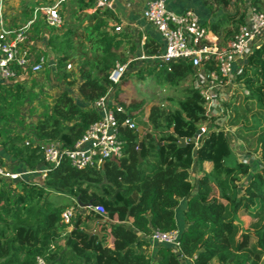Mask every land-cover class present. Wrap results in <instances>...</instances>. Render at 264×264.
<instances>
[{
	"label": "trees",
	"instance_id": "1",
	"mask_svg": "<svg viewBox=\"0 0 264 264\" xmlns=\"http://www.w3.org/2000/svg\"><path fill=\"white\" fill-rule=\"evenodd\" d=\"M94 1L77 0L76 7H91ZM202 1L217 16L205 26L217 36L219 48L227 47L244 24L246 0ZM254 1L264 12V0ZM60 13L63 25L51 29L47 47L65 90L53 100L51 113L37 120L31 138L16 135L3 145L26 171L46 168L47 174L41 183L0 177V264H37L38 258L46 264H264V41L248 55L221 115L207 114L189 61L174 63L171 71L143 64L135 75L143 83L149 79L179 89L189 84L179 107L168 110L146 99H120L126 76L114 85L110 75L118 64L132 70L139 61L131 35L117 31L120 25L110 10L79 13L75 8L72 25ZM142 50L150 56L162 47L148 38ZM213 70V62H207L206 71ZM7 89L10 97L26 96L23 85ZM109 89L123 156L99 169L74 168L66 157L58 166H47L45 146L73 149L100 120L94 104ZM205 126L206 133L192 143ZM236 140L260 167L235 158ZM87 204L102 206L105 213L82 208ZM68 208L74 209L72 225L62 220ZM155 230L178 231V251L165 244L151 251Z\"/></svg>",
	"mask_w": 264,
	"mask_h": 264
},
{
	"label": "built area",
	"instance_id": "2",
	"mask_svg": "<svg viewBox=\"0 0 264 264\" xmlns=\"http://www.w3.org/2000/svg\"><path fill=\"white\" fill-rule=\"evenodd\" d=\"M65 2L66 0H54L43 10L44 23L49 29L58 30L62 27L63 18L60 10ZM169 2L170 0H152L143 11V18L162 37L164 49L159 54L150 56L141 52L136 60L142 65L168 71H171L172 65L176 62L189 61L196 72V88L207 102V114L221 115L224 108L221 102L228 100L232 94L231 87L241 73L248 55L264 41V12L254 5V0H246L244 24L227 47L219 48L217 36L205 26L195 10L188 9L183 13H175L168 9ZM105 5L106 2L100 1L97 7L102 8ZM4 10V1L0 0V82L18 78L27 67H31L33 73L43 71L47 60L45 55H37L31 64L34 54L28 45V35L34 21L22 28L9 29L4 21ZM116 29L121 31L120 26ZM209 61L213 62L215 70L207 72L206 64ZM128 68V64H118L110 75L112 84L118 85L126 76ZM225 92H228V96L223 98L222 93ZM112 96L113 91L109 89L106 95L94 104L101 118L90 126L73 149L62 148L57 143L45 146L44 160L47 166H58L66 157L74 168L99 169L106 161L118 160L123 156L119 123L110 106L113 102ZM117 110L122 111V108L117 107ZM126 124L130 129L135 128L130 119L126 120ZM200 130L201 136L206 133L205 127ZM46 174V168L36 171H10L0 160V177L10 182L23 180L30 175H38L44 179ZM87 209H93L100 214L105 213L102 206L91 205ZM73 217L72 208L66 209L62 214L63 222L68 225H72ZM150 240L152 248L165 244L176 247L178 251L180 246L178 231L162 233L155 230ZM37 264L46 263L43 258H38Z\"/></svg>",
	"mask_w": 264,
	"mask_h": 264
},
{
	"label": "crops",
	"instance_id": "3",
	"mask_svg": "<svg viewBox=\"0 0 264 264\" xmlns=\"http://www.w3.org/2000/svg\"><path fill=\"white\" fill-rule=\"evenodd\" d=\"M100 1L106 2V5L102 8L97 7L98 2ZM151 1L152 0H95L94 5L91 7H76L77 0H75L73 1V4L75 3L74 9L77 8V11L79 13H92L100 9L110 10L114 14L118 24L121 27V30H124L131 35V39L136 45V54L138 56L141 52H143L142 48L145 44L146 39L148 38L156 40L161 44L162 50L164 49V42L162 37L143 18V11ZM168 9L175 13H183L188 9H193L199 14L201 21L204 24H210L217 19V16L204 6L202 0H170ZM6 18L7 11L4 18L5 24L7 25ZM51 32L52 31L49 28L47 32H36L32 28V30L29 31L28 35V45L31 47L34 54L31 64L36 60L35 57L37 55L42 54L46 56L47 60L43 71L39 73H33L31 71V67H27L20 73L18 78L10 81L0 82V97H5L4 101L0 104V116L3 117V120L0 122V158L3 160L4 166L10 171L24 172L26 170L24 169L25 165L18 163L5 151L3 147L4 142L9 137H13L16 135L31 138L33 136V129L37 120L44 115L51 113L53 100L65 90V84L61 82L54 74L55 58L53 53L47 47V41ZM140 64L141 62H138L137 64H135V66L137 65V68L140 69ZM135 66H133L132 70L135 68ZM48 67L52 68V74L53 76H55V79L52 82L44 78L45 74L43 73ZM33 75H36L35 77L39 76V79L36 80ZM22 85L25 87L26 95L29 86L35 87L38 92L41 93V100L36 99L38 100L37 105H33V107L29 108V110H27V105H25L26 103L24 102V98H26V96L23 99H18L10 97L7 94V91H10L7 88L12 90ZM71 92L74 96L79 98L78 88L71 89ZM31 113L34 114L35 119L32 129L29 131L28 125L30 122L28 119ZM140 140H142V138H140ZM35 176H27L25 180L28 182L33 181L32 183H41L43 180L41 177V180H31V177L35 178ZM184 202V200L180 202L181 212L177 215V221L180 223L183 221L182 216L179 215L183 214L182 211L185 207ZM82 208L84 207L82 206ZM151 251H154V248H152Z\"/></svg>",
	"mask_w": 264,
	"mask_h": 264
},
{
	"label": "rangeland",
	"instance_id": "4",
	"mask_svg": "<svg viewBox=\"0 0 264 264\" xmlns=\"http://www.w3.org/2000/svg\"><path fill=\"white\" fill-rule=\"evenodd\" d=\"M5 5V16L7 11V27L12 28H22L27 25H30L31 22V30L32 28L36 32H47L48 28L44 24V19L42 16L43 10L50 6L54 0H3ZM73 1L75 0H66V2L62 5L61 12H63L64 17L67 18L68 23L72 25L71 17L73 15V9L75 7V3L73 4ZM141 67H143L142 63L140 64ZM139 66V67H140ZM136 65L133 70H129L127 72L125 80V86L127 87L126 92L121 93L120 99L124 101H133L138 99H146L149 102H154L162 105L168 110H174L177 109L178 102L182 99V91L183 89L188 86L189 84L182 85L181 89L179 88H172L169 85H159L153 82V80H145V82H141V80L136 77V73L139 71ZM44 78L47 80H50L51 82L55 79V76L52 74V68H46L45 72L43 73ZM34 77L36 75H33ZM43 76V75H41ZM153 77V75H151ZM36 80L39 79V76L35 77ZM36 82V81H35ZM29 89H27V95L26 98H24V102L27 105V110L29 108L33 107V105H37V101L41 100L40 96L41 93L38 92V90L35 87L29 86ZM231 94V92H230ZM224 95V96H223ZM228 92L222 93L223 98L227 97ZM230 98V96H229ZM228 98V99H229ZM38 99V100H36ZM222 106H226L225 101L221 102ZM218 112V106L216 107ZM34 114L31 113L29 117V125L28 129L29 131L32 129L33 123H34ZM207 129V127L205 126ZM233 153L237 160H246L249 163L252 164L254 168L260 167L259 161L256 157H250L247 158L246 152L244 150V147L240 142L237 140L234 143L233 146ZM195 176V172L192 174V179ZM26 178V177H24ZM40 176H35V178L31 177V180H38ZM33 182V181H32ZM56 198V196H54ZM58 199V198H57ZM55 199V200H57ZM60 203H67V200L64 197H60L58 199Z\"/></svg>",
	"mask_w": 264,
	"mask_h": 264
},
{
	"label": "water",
	"instance_id": "5",
	"mask_svg": "<svg viewBox=\"0 0 264 264\" xmlns=\"http://www.w3.org/2000/svg\"><path fill=\"white\" fill-rule=\"evenodd\" d=\"M139 132H140L141 135H143L142 130H139ZM200 136H201V130L199 129V130H197V132L195 133L194 137L190 141L192 143H196ZM178 143L181 146H186L187 145L186 139H178ZM141 149H142V140H140L139 153H138L140 161H141ZM90 206H91V204L83 205L84 208H89ZM95 233H97V231Z\"/></svg>",
	"mask_w": 264,
	"mask_h": 264
}]
</instances>
